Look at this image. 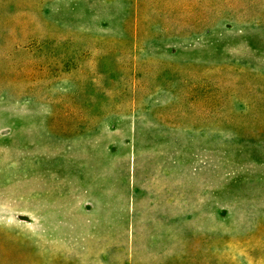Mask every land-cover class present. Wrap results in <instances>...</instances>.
<instances>
[{"label": "rangeland", "instance_id": "1", "mask_svg": "<svg viewBox=\"0 0 264 264\" xmlns=\"http://www.w3.org/2000/svg\"><path fill=\"white\" fill-rule=\"evenodd\" d=\"M0 264H264V0H0Z\"/></svg>", "mask_w": 264, "mask_h": 264}]
</instances>
